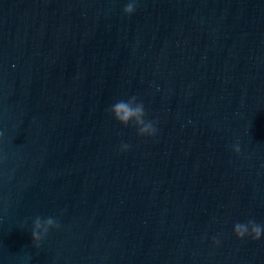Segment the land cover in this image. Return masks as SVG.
<instances>
[{"label": "water", "instance_id": "95a60500", "mask_svg": "<svg viewBox=\"0 0 264 264\" xmlns=\"http://www.w3.org/2000/svg\"><path fill=\"white\" fill-rule=\"evenodd\" d=\"M128 2L0 0V264H264V0Z\"/></svg>", "mask_w": 264, "mask_h": 264}, {"label": "clouds", "instance_id": "9594fccd", "mask_svg": "<svg viewBox=\"0 0 264 264\" xmlns=\"http://www.w3.org/2000/svg\"><path fill=\"white\" fill-rule=\"evenodd\" d=\"M137 6L138 0H129L123 11L130 17L135 13ZM108 112L125 128L130 125L135 127L137 134L140 137L152 138L157 135L158 129L156 127V122L147 119L148 114L146 112L145 105L142 101L138 102L137 96H131L128 100H117L108 108ZM130 147L131 146L129 144L122 143L120 151L127 152L130 150ZM232 147L233 151L237 155L241 154L239 144H235ZM61 226L62 225L57 218L49 216L45 219L40 216H36L33 221V228L31 232L33 245L39 248L42 241L49 234L50 230H59ZM234 234L240 240L250 237L255 241H260L262 237H264V224L257 223L255 219H249L245 223L237 222L234 225ZM214 243L218 244L219 241L214 238Z\"/></svg>", "mask_w": 264, "mask_h": 264}]
</instances>
